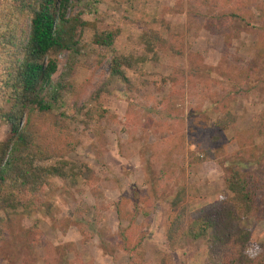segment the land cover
<instances>
[{
  "label": "rangeland",
  "instance_id": "rangeland-1",
  "mask_svg": "<svg viewBox=\"0 0 264 264\" xmlns=\"http://www.w3.org/2000/svg\"><path fill=\"white\" fill-rule=\"evenodd\" d=\"M76 4L72 12L88 24L78 68L72 77L64 76L67 60L61 54L52 77L67 82L76 92L63 98L68 104L76 100L79 109L70 124L78 145L67 159L70 175L73 172L75 177L66 182L54 180V193H41V198L51 200L53 216L23 219L20 228L37 225L40 241L32 251V264L54 263L57 256L51 249L66 245L70 247L62 264H127V256L115 246L119 222L112 207L125 198L129 200L127 211L139 208L136 223L144 235L145 264H158L167 253V195L183 188L186 203L194 210L225 196L224 167L258 171L257 166L247 165L252 163L247 161L250 153L241 159L236 145L228 144L225 150L212 147L208 135L202 136L197 129L201 125L211 128L221 117L220 106L225 105L236 117L237 130L252 137L248 144L256 151L253 157L264 153V0H78ZM147 30L162 37L168 31L182 36L185 52L202 59L203 76L185 75L170 114L159 105L171 89L162 84V78L180 66L187 72L182 61L164 54L158 63L149 61L141 73L151 85L137 86L129 97L111 76L108 60L95 66V32L117 31L116 53L141 56L140 36ZM127 76L138 82L137 74L127 72ZM95 92L107 115L85 127L84 114L95 105ZM8 109L7 105L3 111ZM233 135L232 131L225 133L226 139ZM5 136L7 129L2 125L0 141ZM191 138L201 147L195 149ZM206 154L204 162H195ZM142 197L146 204L135 207L134 201ZM246 227L252 233L248 253L253 256L264 243V216L249 219ZM79 228L87 233V240ZM169 253L172 264H202L204 242L186 239Z\"/></svg>",
  "mask_w": 264,
  "mask_h": 264
},
{
  "label": "trees",
  "instance_id": "trees-1",
  "mask_svg": "<svg viewBox=\"0 0 264 264\" xmlns=\"http://www.w3.org/2000/svg\"><path fill=\"white\" fill-rule=\"evenodd\" d=\"M77 2L0 0V126L7 129V136L0 141V264H13V259L17 264H32V251L40 241L37 225L22 230L20 221L37 214L53 216L51 200L41 198V193L44 190L54 193V180L66 182L74 174L70 175L67 159L78 145L70 124L76 120L79 109L76 100L68 104L63 98L75 96L76 92L67 82L54 81L52 77L61 54L67 60L64 76L72 77L78 68L77 57L83 51L82 38L88 24L81 15L72 12ZM117 36V31L95 32L92 52L97 68L109 61V72L127 97L135 93L137 86L145 89L151 85L144 80L141 70L149 61L158 63L163 54L187 65V72L180 66L162 78V84L171 88L159 104L167 114L180 97L185 75L203 76L199 68L202 59L185 52L182 36L168 31L162 37L155 30L144 31L140 36L141 56L118 55L114 49ZM127 72L137 74L138 82L131 81ZM95 95V105L84 114L85 127L107 115L97 103L98 92ZM7 105L9 109L5 112ZM215 111L219 112V107ZM219 113L221 117L211 128L201 125L197 131L202 136L208 135L212 147L225 150L228 144L238 146V158H246L250 153L247 161L252 163L247 165L257 166L258 171L224 167L225 196L194 210L186 203L183 188L167 195L165 201L170 212L165 232L167 253L162 254L158 264H172L169 252H174L186 239L204 242L202 264H264V243L253 256L248 253L252 233L246 227L249 219L262 220L264 216V153L253 157L256 151L248 144L252 137L237 130L236 117L225 105L220 106ZM228 131L234 133L231 139L225 137ZM191 140L195 149L201 147ZM206 158L207 154L195 162L201 164ZM81 168L93 175L85 165ZM138 199L134 201L137 208L147 202L145 197ZM128 203V199L120 198L112 206L119 222L115 246L127 256V264H145L144 235L136 223L139 208L129 212ZM78 231L83 240L88 239L85 231L80 228ZM69 247L51 249L57 259L49 264L67 261Z\"/></svg>",
  "mask_w": 264,
  "mask_h": 264
}]
</instances>
